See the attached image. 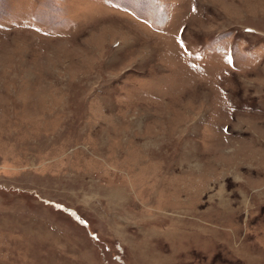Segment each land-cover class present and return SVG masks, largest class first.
<instances>
[{
  "label": "rangeland",
  "instance_id": "obj_1",
  "mask_svg": "<svg viewBox=\"0 0 264 264\" xmlns=\"http://www.w3.org/2000/svg\"><path fill=\"white\" fill-rule=\"evenodd\" d=\"M0 264H264V0H0Z\"/></svg>",
  "mask_w": 264,
  "mask_h": 264
},
{
  "label": "snow or ice",
  "instance_id": "obj_2",
  "mask_svg": "<svg viewBox=\"0 0 264 264\" xmlns=\"http://www.w3.org/2000/svg\"><path fill=\"white\" fill-rule=\"evenodd\" d=\"M230 59V58H229Z\"/></svg>",
  "mask_w": 264,
  "mask_h": 264
}]
</instances>
